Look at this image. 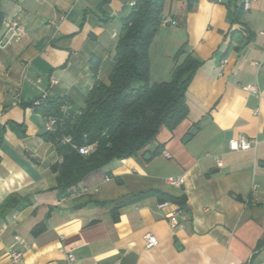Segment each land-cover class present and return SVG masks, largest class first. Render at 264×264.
I'll list each match as a JSON object with an SVG mask.
<instances>
[{
    "label": "crops",
    "instance_id": "obj_1",
    "mask_svg": "<svg viewBox=\"0 0 264 264\" xmlns=\"http://www.w3.org/2000/svg\"><path fill=\"white\" fill-rule=\"evenodd\" d=\"M133 1L2 0L0 264H14L12 248L23 251L16 264H264V0H251L239 21L244 0H165L163 16L177 25H161L151 43L150 80L171 79L181 48L198 58L187 117L174 130L163 126L136 155L90 174L74 194H58L52 167L61 158L34 101L49 92L84 106L95 79L109 84ZM17 14L19 38L5 33ZM242 137L256 144L231 150L230 140ZM148 190L185 196L181 225L167 217L179 205L157 195L114 213ZM146 233L157 246L146 247Z\"/></svg>",
    "mask_w": 264,
    "mask_h": 264
},
{
    "label": "trees",
    "instance_id": "obj_2",
    "mask_svg": "<svg viewBox=\"0 0 264 264\" xmlns=\"http://www.w3.org/2000/svg\"><path fill=\"white\" fill-rule=\"evenodd\" d=\"M164 2L135 0L131 13L122 19L110 82L95 79L84 106L69 100L75 109L65 115L60 106L66 98L50 94L37 106L46 116L57 120L55 129L43 136L55 144L61 158L52 167L59 196L74 194L90 174L136 155L156 138L163 126L174 130L187 117L186 91L201 61L181 48L175 55L171 79L154 83L150 80L149 49L164 17ZM1 4L2 0L0 37L6 16ZM243 10L242 5L235 11L237 21ZM65 137L71 142H64ZM83 145L92 146L89 154L80 153L78 147ZM154 195L182 208L186 206L184 195L148 190L130 196L116 206L114 213L124 204Z\"/></svg>",
    "mask_w": 264,
    "mask_h": 264
},
{
    "label": "built area",
    "instance_id": "obj_3",
    "mask_svg": "<svg viewBox=\"0 0 264 264\" xmlns=\"http://www.w3.org/2000/svg\"><path fill=\"white\" fill-rule=\"evenodd\" d=\"M134 3L135 1H133L132 4L134 5ZM250 5H251V0H244L243 6L245 10L249 9ZM161 25L175 26L177 25V20H175L174 18L170 16H165L163 17L161 21ZM5 33L15 38H19L25 34V28L22 23V17L20 14H17L12 20H7L5 22ZM225 63H226V60L222 62L221 66L223 67ZM247 88L251 90L252 92L257 93L259 96H261V92L259 91V88L256 85L249 84ZM48 96H49V92H44L43 94H41L39 98H37L34 101V105L39 106L44 100L48 98ZM16 102H20L19 94H17ZM60 109L62 113H64L65 115H69L75 109V106L68 99H66L61 104ZM46 117L49 122L50 130H54L57 124L56 118L53 116H46ZM1 118H2V112H0V119ZM63 141L71 142V139L68 137H65ZM255 144H256L255 139H249L246 137H242L240 139L230 140L229 146L231 150H248V149H251ZM78 150L82 154H89L92 150V146L91 145L79 146ZM164 155L168 158H171L172 156L167 151H164ZM219 165L221 166L222 162H219ZM184 181L185 180L183 176H168L166 178L167 183L173 186H176V187H181L184 184ZM166 204H168V202L162 203L161 206L166 205ZM167 217L173 225H181V221L186 218V212L184 208L178 206L174 211L170 212L167 215ZM15 238L18 242L22 243V238L20 236H16ZM144 239H145L146 247L148 248H153L157 246L159 243V240L157 239V237L152 233H146L144 235ZM10 257H11V261L14 264H16L20 262V260L22 259L23 251L20 249L12 248L10 249ZM74 259H75L74 254L72 253L67 254L68 262H71Z\"/></svg>",
    "mask_w": 264,
    "mask_h": 264
},
{
    "label": "water",
    "instance_id": "obj_4",
    "mask_svg": "<svg viewBox=\"0 0 264 264\" xmlns=\"http://www.w3.org/2000/svg\"><path fill=\"white\" fill-rule=\"evenodd\" d=\"M194 133H195V129H192V130L190 131L189 135H187V136L185 137L184 140L189 139Z\"/></svg>",
    "mask_w": 264,
    "mask_h": 264
},
{
    "label": "rangeland",
    "instance_id": "obj_5",
    "mask_svg": "<svg viewBox=\"0 0 264 264\" xmlns=\"http://www.w3.org/2000/svg\"><path fill=\"white\" fill-rule=\"evenodd\" d=\"M140 83H137V86L139 85Z\"/></svg>",
    "mask_w": 264,
    "mask_h": 264
}]
</instances>
